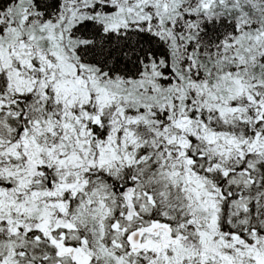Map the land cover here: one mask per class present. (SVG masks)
<instances>
[{
	"label": "snow or ice",
	"instance_id": "snow-or-ice-1",
	"mask_svg": "<svg viewBox=\"0 0 264 264\" xmlns=\"http://www.w3.org/2000/svg\"><path fill=\"white\" fill-rule=\"evenodd\" d=\"M0 264H264V0H0Z\"/></svg>",
	"mask_w": 264,
	"mask_h": 264
}]
</instances>
